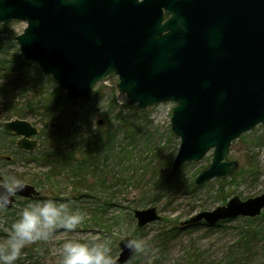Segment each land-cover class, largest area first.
Instances as JSON below:
<instances>
[{
    "label": "rangeland",
    "instance_id": "374dc122",
    "mask_svg": "<svg viewBox=\"0 0 264 264\" xmlns=\"http://www.w3.org/2000/svg\"><path fill=\"white\" fill-rule=\"evenodd\" d=\"M26 25L15 19L12 34H7L0 23V58L21 54L14 36ZM9 66L11 71H0V125L13 118L29 120L39 129V145L30 152L17 146L18 135L0 133V176L33 184L38 194L16 196L11 208L0 209V242L31 203L71 200L84 216L73 232L57 229L47 241L26 246L16 264H60L65 241L85 242L93 235L108 242L115 259L123 238L139 240L143 250L122 264H264V208L263 216L254 220L236 216L222 225L182 224L235 195L245 200L264 192V125L233 143L230 158L240 165L232 175L196 186L194 179L211 162L212 151L200 161L172 168L180 145L171 131L173 102L140 110L117 90L118 75L112 74L96 84L87 103L67 97L38 65L27 68L13 61ZM95 89L100 91L97 97ZM106 133L112 138L106 148L89 149L84 139ZM121 149L130 153L123 163ZM62 150L74 156L72 163ZM83 161L85 169L79 165ZM105 171L107 180L99 185L98 174L102 177ZM150 206L157 207L160 217L139 226L135 210Z\"/></svg>",
    "mask_w": 264,
    "mask_h": 264
},
{
    "label": "water",
    "instance_id": "95a60500",
    "mask_svg": "<svg viewBox=\"0 0 264 264\" xmlns=\"http://www.w3.org/2000/svg\"><path fill=\"white\" fill-rule=\"evenodd\" d=\"M14 19L27 22L14 36L23 57L70 99L91 103L96 84L116 74L117 90L140 110L173 102L171 131L180 138L173 169L212 151L196 186L232 175L240 165L230 158L233 143L264 125V0H0L5 33L12 34ZM4 127L20 136L18 147L37 148L39 129L29 120L13 118ZM25 184L16 196L38 194ZM263 208L264 192L235 195L182 224L256 217ZM135 217L143 226L160 216L150 206ZM125 239L133 238L120 241L116 264L136 253L124 248Z\"/></svg>",
    "mask_w": 264,
    "mask_h": 264
},
{
    "label": "clouds",
    "instance_id": "9594fccd",
    "mask_svg": "<svg viewBox=\"0 0 264 264\" xmlns=\"http://www.w3.org/2000/svg\"><path fill=\"white\" fill-rule=\"evenodd\" d=\"M25 187V182L16 176L0 180V209L9 207L13 198ZM83 220L84 216L74 208L71 200L48 198L27 205L12 223L6 238L0 242V264H16L26 246L47 241L57 229L73 232ZM122 242L130 252L143 250L139 240L125 239ZM60 264H116V259L108 242L93 235L85 242L65 241Z\"/></svg>",
    "mask_w": 264,
    "mask_h": 264
},
{
    "label": "trees",
    "instance_id": "16d2710c",
    "mask_svg": "<svg viewBox=\"0 0 264 264\" xmlns=\"http://www.w3.org/2000/svg\"><path fill=\"white\" fill-rule=\"evenodd\" d=\"M9 37H12V36H9ZM13 38V37H12ZM11 43H13V44H15L16 42L13 40ZM4 51H2L1 52V54H4L3 53ZM13 61H15V63L16 62H18L22 67L24 66V67H27V68H29V67H36L37 65L36 64H34V65H32V63L31 62H29L28 60H26L25 58H23V56H22V54H17V55H15L14 56V58H11V59H3V58H0V71L1 72H5V71H11L10 70V66H9V64L10 63H13ZM4 63V64H3ZM5 63H7V65L5 64ZM2 90V89H1ZM94 95L97 97L98 95H100V91L98 90V89H95L94 90ZM50 105V108H53V105H51V104H49ZM53 109H55V108H53ZM73 117V116H72ZM0 127H1V130H0V133H3V135H13V133L12 132H10V131H8V130H6L5 128H4V123L3 124H1L0 125ZM76 129V128H75ZM77 131L79 130V129H76ZM75 130V131H76ZM81 133V132H80ZM77 136V135H76ZM111 135H107V133L105 134V136L104 137H102V136H88L86 139H84V140H87V146L89 147V149H91V150H94V152H98V150L100 151L101 149H104V148H106L107 147V145L109 144V142L112 140V138L110 137ZM80 137V136H79ZM60 139V138H59ZM92 143H93V145L94 146H92V148L90 147V145H92ZM88 149V151L90 152V150ZM114 150V149H113ZM62 152L64 153L63 155L65 156V158H66V160L68 161V162H73L74 160V156L71 154V153H65L63 150H62ZM121 153V154H120ZM119 154H120V157H121V161H122V163H123V161L125 160V158L127 157V155L128 154H130L129 153V151L127 150V152L125 151V150H123V149H121L120 151H119ZM79 165H81L82 167H84L85 166V161H83L81 164H79ZM74 167L76 168V166H75V164H74ZM78 168V167H77ZM79 169V168H78ZM84 169H85V167H84ZM99 171V170H98ZM99 173V172H98ZM107 175H108V173H107ZM52 176L51 175H48V177H47V179H50ZM98 177H99V179H97L98 180V183H99V185H102V184H104V182H105V180H107V178H106V171H105V173H103L102 172V177H100V173L98 174ZM194 183V182H193ZM224 199L225 200H227L226 199V196L224 197ZM130 215H132V213L130 214ZM263 215H259V216H257V217H254V219H258V218H260V217H262ZM248 220H252L253 218H251V217H248L247 218ZM253 219V220H254ZM229 220H231V219H224V220H221L218 224H220V225H222L224 222H226V221H229ZM195 225H197V224H195ZM235 260H229V262L227 263V264H233V262H234Z\"/></svg>",
    "mask_w": 264,
    "mask_h": 264
},
{
    "label": "flooded vegetation",
    "instance_id": "af4514ba",
    "mask_svg": "<svg viewBox=\"0 0 264 264\" xmlns=\"http://www.w3.org/2000/svg\"><path fill=\"white\" fill-rule=\"evenodd\" d=\"M168 16V15H167Z\"/></svg>",
    "mask_w": 264,
    "mask_h": 264
}]
</instances>
